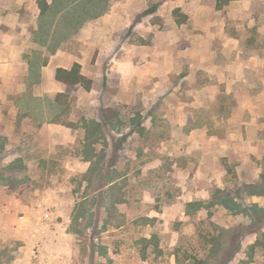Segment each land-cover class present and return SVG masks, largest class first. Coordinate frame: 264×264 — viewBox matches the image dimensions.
<instances>
[{
	"label": "rangeland",
	"instance_id": "obj_1",
	"mask_svg": "<svg viewBox=\"0 0 264 264\" xmlns=\"http://www.w3.org/2000/svg\"><path fill=\"white\" fill-rule=\"evenodd\" d=\"M193 1L116 0L83 28L86 43L77 46L81 29L68 44L92 86L78 88L71 117L57 124L62 131L31 119L13 122V96L6 107L0 99V169L8 176L0 183V264H264V146L249 140L250 130L244 150L222 157L220 167L212 164L211 181L192 162L202 191L195 192L192 177L175 183L169 161L162 169H141L162 139L187 147L185 128L171 124L178 107L189 125L214 126L227 115L223 108L236 106L222 95L205 102L204 88L214 80L206 61L196 66L192 57L209 42L189 21ZM225 32L258 39L255 30H236L231 22ZM211 38L212 48L221 46L217 35ZM17 83L5 88L21 90ZM109 109L117 126L98 130L87 155L85 127L102 123ZM134 118L139 123L132 125ZM141 125L149 131L142 136ZM224 133L213 127L208 134ZM147 147L152 153L142 155ZM87 156L98 162L88 177ZM107 162L115 166L112 177L130 175L108 185ZM192 202L204 205L187 211Z\"/></svg>",
	"mask_w": 264,
	"mask_h": 264
},
{
	"label": "crops",
	"instance_id": "obj_2",
	"mask_svg": "<svg viewBox=\"0 0 264 264\" xmlns=\"http://www.w3.org/2000/svg\"><path fill=\"white\" fill-rule=\"evenodd\" d=\"M203 1H211L213 8L207 9ZM193 2L194 10L188 13L191 25H194L199 32H205L209 42L215 35L221 39V46L217 49L212 48V44L207 42L208 44L199 47V51L192 56L195 58L196 66L204 65L206 61V70L214 80L204 88L205 102L207 103L209 99L213 101L222 95L235 99L236 106L232 109L223 108V112L227 115L222 116L214 126L206 123L188 132L185 135L187 147L179 146L174 138L162 139L160 146L157 147V154L147 157L141 169L143 172L146 169H159L160 167L162 169L169 161L171 171H168V175H172L175 183L180 176L185 177V183L188 182V178L192 177L193 185H196L195 192H198L202 191V187H198L197 178L202 174L198 171L195 173V165L192 162H198L201 169H205L206 172L212 170V164L220 167L222 157L231 154V151L237 153L240 146L241 149H245L247 129L250 130L249 140L258 146H264V7L262 9L258 7L259 5L264 6V0H233L222 9L216 8L215 0H194ZM219 12L223 13L222 16H219ZM38 15L37 0H0V82H2L0 99H3V107L8 106L9 102L6 98L9 95L14 97L25 90V81L29 74V64L33 53L41 49L33 40ZM107 16L103 19H107ZM227 22H231L236 30L246 27L255 30L258 39L242 41L234 35H228L225 32ZM85 33L86 28L75 39L77 46L86 43ZM197 48L198 46L196 50ZM75 63L82 65L78 53L74 54L70 51L69 44H64L55 54L49 56L47 65L41 71V84L34 86V94L55 97L59 93H65L68 87L56 80V70L58 68L71 69ZM10 82H18V87L23 86V88L9 91L5 87H10ZM11 89H14L13 85ZM0 113L3 111L0 110ZM10 113L13 114L10 118L16 122L19 116L15 103ZM178 114V120H171L172 126L179 129L189 126L188 115L183 106L178 107ZM245 116L249 119H245ZM3 120L5 117L0 119L1 125L5 124ZM48 125L56 127L53 128L56 131H62L61 128L65 129L57 124ZM213 127L225 129L224 135H209V130ZM147 132L149 131L145 133ZM152 149L154 151V148ZM141 153L146 155V153H152V150L147 147ZM183 153L187 155L188 163L181 166L178 161ZM131 157L133 159V156ZM109 158L110 155L106 156V159ZM92 159L96 160L94 157ZM86 163H88V168L85 176L91 169V162L86 161ZM108 165L110 164L107 162L104 176L112 178L108 183L110 186L130 175L129 172H125L112 177L115 166ZM205 176L211 181L210 173L207 172ZM146 192H149V189L144 191ZM188 201L193 200L190 198Z\"/></svg>",
	"mask_w": 264,
	"mask_h": 264
},
{
	"label": "trees",
	"instance_id": "obj_3",
	"mask_svg": "<svg viewBox=\"0 0 264 264\" xmlns=\"http://www.w3.org/2000/svg\"><path fill=\"white\" fill-rule=\"evenodd\" d=\"M116 0H37L39 15L37 17V29L33 32V40L41 49L33 53L29 64V74L25 81V90L13 97L15 106L18 109L19 119H31L38 124H66L71 117L76 102L74 95L78 88L83 87L90 90L92 80L82 74V66L75 63L71 69L58 68L56 70V80L64 83L68 89L65 93H59L55 97L36 96L34 86L41 83L42 68L48 63L50 55L55 54L64 44L70 42L77 36L81 29L88 23L107 14ZM216 8L222 9L233 0H215ZM178 10L175 11L177 13ZM186 19V16H184ZM184 20H178L182 24ZM112 110L103 111V123L93 121L94 126H87L85 153L89 155L91 147L97 142L94 139L98 130L104 132L107 126L116 127L113 122L114 117L110 115ZM69 127H73V122H68ZM139 123L136 118L132 120V125ZM199 126L196 122L185 128L190 132ZM90 130H92L90 132ZM139 134L142 136L147 131L144 126H139ZM91 162L89 174L95 170L98 162L92 158H86ZM100 164V163H99ZM109 164V162H108ZM87 175L90 176V175ZM8 176L0 169V183H5ZM106 182H111L112 178L104 176ZM204 204L192 202L186 204L187 211L190 208L200 209ZM190 211V210H189ZM227 257V256H226ZM229 256L227 259H231Z\"/></svg>",
	"mask_w": 264,
	"mask_h": 264
}]
</instances>
